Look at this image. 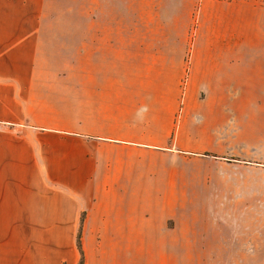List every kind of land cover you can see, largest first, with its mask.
Wrapping results in <instances>:
<instances>
[{
    "label": "crops",
    "instance_id": "crops-1",
    "mask_svg": "<svg viewBox=\"0 0 264 264\" xmlns=\"http://www.w3.org/2000/svg\"><path fill=\"white\" fill-rule=\"evenodd\" d=\"M110 3L0 0V264H263L264 0Z\"/></svg>",
    "mask_w": 264,
    "mask_h": 264
},
{
    "label": "rangeland",
    "instance_id": "rangeland-1",
    "mask_svg": "<svg viewBox=\"0 0 264 264\" xmlns=\"http://www.w3.org/2000/svg\"><path fill=\"white\" fill-rule=\"evenodd\" d=\"M206 0H128L129 4L139 3L143 7H132L140 9L138 12L137 18L140 19H149L153 18L154 22H148L150 27H153L155 33V10L158 8L156 5H159L160 10V19L161 21L165 19L172 20L169 25L180 26L183 23L184 18L187 19L186 13L183 12V8H191V22L189 23L188 36L192 39L195 36V28L198 23L197 11L200 5V2ZM216 1V0H214ZM121 0H111L110 4L112 5L109 9V17L118 18L117 8ZM185 6V7H184ZM48 9H49V18H56L64 21H71L73 18L72 14V0H48ZM143 9V10H142ZM130 15V12H129ZM184 15L186 17H184ZM69 24V23H68ZM162 25V23H161ZM64 31L70 32V27H64ZM205 34V30H202L199 37H197L195 50H198L201 43L200 37ZM200 81L198 80V83ZM227 162L232 161L230 155L225 156L224 158ZM211 200L207 203L208 209L214 208V196L210 197ZM166 236H159V242L168 241ZM159 249H155V262H200L199 260V251L184 252V251H174L163 249V245H160ZM259 264V262L257 263ZM264 264V263H263Z\"/></svg>",
    "mask_w": 264,
    "mask_h": 264
},
{
    "label": "trees",
    "instance_id": "trees-1",
    "mask_svg": "<svg viewBox=\"0 0 264 264\" xmlns=\"http://www.w3.org/2000/svg\"><path fill=\"white\" fill-rule=\"evenodd\" d=\"M77 246L80 250V260H79V264H83V255H82V249H81V244H80V236L77 237Z\"/></svg>",
    "mask_w": 264,
    "mask_h": 264
}]
</instances>
